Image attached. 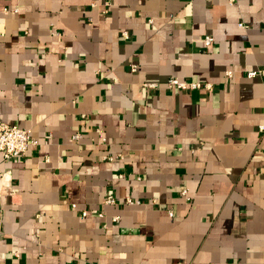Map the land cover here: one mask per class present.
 <instances>
[{
    "label": "crops",
    "instance_id": "1",
    "mask_svg": "<svg viewBox=\"0 0 264 264\" xmlns=\"http://www.w3.org/2000/svg\"><path fill=\"white\" fill-rule=\"evenodd\" d=\"M263 67L264 0H0L36 143L0 154V264H264Z\"/></svg>",
    "mask_w": 264,
    "mask_h": 264
},
{
    "label": "built area",
    "instance_id": "2",
    "mask_svg": "<svg viewBox=\"0 0 264 264\" xmlns=\"http://www.w3.org/2000/svg\"><path fill=\"white\" fill-rule=\"evenodd\" d=\"M234 1V0H230ZM110 3L106 2L103 4V12L106 13ZM123 37H127L125 32L122 33ZM213 43L211 37L206 36L203 39V45L205 47H209ZM263 76L264 75V67L260 70L252 71L247 74L248 77L255 76ZM227 77L231 76L230 72L226 73ZM167 87L176 90H210L212 85L210 83H202V82H183L179 81L175 78H170L167 81ZM144 88L153 89L156 88L155 84H144ZM260 131H264V126L259 127ZM73 140L77 141L80 138L79 133H76L72 136ZM36 144L34 140L30 137V130L19 128L18 126L10 123H6L0 121V154L2 158L6 161L11 159H16L24 156L27 152V149L30 145ZM109 161L113 159V157L107 158ZM182 196L185 199H188L187 190L183 189L181 191ZM127 203H131L130 200L126 201ZM104 203L108 205L115 204V199L112 196L106 197ZM72 208H75V205H72ZM84 215V212L82 213Z\"/></svg>",
    "mask_w": 264,
    "mask_h": 264
}]
</instances>
